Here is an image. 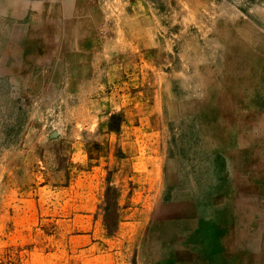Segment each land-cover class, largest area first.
Instances as JSON below:
<instances>
[{"label":"rangeland","instance_id":"374dc122","mask_svg":"<svg viewBox=\"0 0 264 264\" xmlns=\"http://www.w3.org/2000/svg\"><path fill=\"white\" fill-rule=\"evenodd\" d=\"M0 264H264V0H0Z\"/></svg>","mask_w":264,"mask_h":264}]
</instances>
